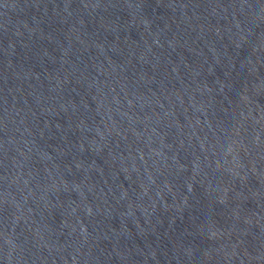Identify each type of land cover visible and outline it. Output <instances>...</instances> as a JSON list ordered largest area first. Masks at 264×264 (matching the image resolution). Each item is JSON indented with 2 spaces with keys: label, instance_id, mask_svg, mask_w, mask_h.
Here are the masks:
<instances>
[{
  "label": "water",
  "instance_id": "95a60500",
  "mask_svg": "<svg viewBox=\"0 0 264 264\" xmlns=\"http://www.w3.org/2000/svg\"><path fill=\"white\" fill-rule=\"evenodd\" d=\"M0 264H264V0H0Z\"/></svg>",
  "mask_w": 264,
  "mask_h": 264
}]
</instances>
